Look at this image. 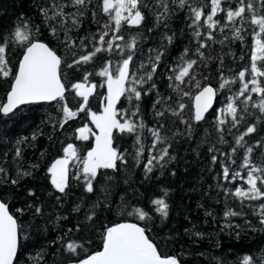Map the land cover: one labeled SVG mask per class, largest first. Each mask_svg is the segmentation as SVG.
Instances as JSON below:
<instances>
[{"label": "trees", "instance_id": "obj_1", "mask_svg": "<svg viewBox=\"0 0 264 264\" xmlns=\"http://www.w3.org/2000/svg\"><path fill=\"white\" fill-rule=\"evenodd\" d=\"M163 2L168 5V13L160 22H157L156 16L164 11L161 0H142L140 10L145 16L142 24L138 27L124 24L120 32L115 33L114 22L102 11V0H85L82 6H72L71 0H0V43L6 45L5 57L13 74L29 41L46 43L65 61L62 64V79L67 87L82 82L86 72L92 73L89 81L97 88L89 97L87 109L93 112L102 110L107 95L105 78L96 75L106 62L111 61L114 68L131 52L132 71L139 77L150 71V66L141 69V63L147 65L149 57L154 58L157 52L163 53L153 79L136 85L138 90L148 94H142L140 101L133 99L130 103L125 96L118 102V111H127V118L137 125L142 121L145 127H138L135 133L114 130L113 146L127 162L117 161L116 170H99L93 181L92 193L85 191L78 160L69 165V186L65 193L54 188L48 171L55 160L64 157L63 150L68 144L77 149L81 159L91 150V135L86 141L77 139V129L84 125L95 131L87 110L79 112L62 128L63 102L23 106L9 116L0 113V169H3L0 172V201L8 204L10 213L20 225L14 264L74 263L102 250L105 228L123 222L137 223L142 227L147 225L150 229L148 235L161 254L175 256L179 264H242L245 256L252 257L257 264H264V226L257 214L258 206L264 200L242 201L233 195L238 187L248 188L245 180L249 168L242 166L245 156L249 155L246 153L248 147L253 148L249 156L252 164L264 166V114L253 107V103L260 98L252 94L253 101L247 105V112L243 111L245 97L235 100L243 116L235 127L232 126L231 116L221 111L232 102L230 97L238 96L242 87L238 73L250 66L254 45L252 26L242 24L239 18L234 24H229L226 12L221 11L214 17L218 21L216 29H208L204 21L210 13L211 0H188L192 7L204 6L205 17L199 25L193 24L188 5L181 9L179 0ZM53 4L63 7L67 23L61 25L60 17L46 20L41 14L40 9L47 8L48 15H52ZM238 4L239 0H221L224 9H235ZM256 6L259 8V3ZM81 12L83 15H79ZM258 14H264V10ZM245 15L250 18L249 13ZM73 19L78 20L77 25L72 24ZM25 23L28 25V40L21 43L15 40L13 34L17 27ZM105 24L110 27L106 29ZM53 26L57 28L55 36L50 31ZM235 28H242L243 40L234 38ZM105 31L108 32L105 43L100 44L99 37ZM196 32H200L199 37ZM209 32L213 37L211 40L207 38ZM66 34L75 41L76 47L71 50L65 46ZM114 34L123 35L124 40L115 41L112 50L108 51L107 41ZM133 37L136 38V47L131 50L124 47ZM82 40L86 47H80ZM201 43L207 46L200 48ZM115 44H120L121 48H116ZM96 47L104 50L97 53L91 62L67 68L68 63L93 52ZM187 60L197 62L191 74L201 87L211 86L217 90L215 107L201 122L191 119L194 115L193 99L199 91L194 86L195 81L188 82L185 78L186 82L180 84V90L174 91L179 82L169 79ZM224 79L235 82L220 89ZM245 79H250V76L246 75ZM261 81L264 82V78ZM12 82V76H0V103L5 102ZM153 84L155 88H152ZM182 92H189L190 95L183 96ZM66 97L69 107L76 110L81 98L75 97L74 91L67 92ZM157 100L161 103L156 104ZM178 103L186 105L182 116L191 124L190 129L170 110L179 111ZM136 104H139V112L132 116ZM158 111H163L164 115L157 116ZM219 119H224L225 123L220 125ZM253 124L257 131L244 137V147L237 146L236 138ZM154 128H159L164 138L162 143H156L155 148L152 147L155 138L149 131ZM141 145L143 152L137 156ZM165 147H168L169 155L159 163L154 160L153 171L146 173L148 159L158 157ZM233 148L237 149L235 153ZM213 156L217 158L215 162ZM224 167L229 169L227 180L223 177ZM24 172L31 175H22ZM235 173H240V176L233 179ZM77 175L81 179H76ZM14 179L18 180L17 184L11 183ZM261 187L264 190V186ZM157 198H163L168 203L167 218L155 212L156 206L151 201ZM97 203L99 206L93 208ZM77 206L78 211L74 210ZM133 207L148 212L151 219L140 221L134 215H128ZM36 208L41 211L37 213ZM93 211L94 219L87 220L86 216ZM229 211L238 215L226 216ZM69 242L82 244L83 248H78L75 254L70 253L65 248Z\"/></svg>", "mask_w": 264, "mask_h": 264}, {"label": "snow or ice", "instance_id": "obj_2", "mask_svg": "<svg viewBox=\"0 0 264 264\" xmlns=\"http://www.w3.org/2000/svg\"><path fill=\"white\" fill-rule=\"evenodd\" d=\"M72 6H82L85 4V0H71ZM142 0H102V11L108 15L109 19L114 22V32L119 33L122 26L127 24L128 26H140L145 19L144 14L140 10ZM164 11L156 16L157 22H160L162 18H166L168 13L167 3L161 0ZM259 3V8L256 4ZM185 5H188L190 12L193 16V24L199 25V22L205 17L204 6L192 7L188 4V0H179V7L183 9ZM264 10V0H239V4L235 9L221 7V0H211L210 13L206 15L205 24L208 29L215 30L218 21L214 19L218 12H226V19L229 24H234L237 18L242 24L247 23L252 26V34L254 37V45L250 53V66L241 70L238 73V78L242 83V87L239 90L237 97H230L232 102L226 105V108L222 109V113H226L232 118V126L238 125L243 116L238 111V106L235 100L241 96H244L243 101L245 107L244 112L248 111L247 105L253 101L252 94L255 93L259 96V101L253 103V107L257 108L261 114H264V82L261 78H264V14H258ZM41 14L45 16L46 20H56L60 17L59 23L61 25L67 23L66 13L63 7L53 4L52 15H48L49 9L41 8ZM250 14V18L245 15ZM83 15V13H79ZM95 15V13L93 14ZM73 25L78 24L77 19L72 20ZM104 27L107 29L110 26L105 24ZM28 28L27 23L23 24L22 27H17L14 32V38L16 41L23 43L28 40V34L26 29ZM223 31V28L220 29ZM39 32V28L36 29ZM50 31L52 35L57 34V28L51 27ZM242 28L234 29V38L243 40ZM108 32L105 31L99 37V43H105V36ZM196 36H200V32H196ZM208 39H213L211 32L208 33ZM169 41L171 37L168 38ZM123 35H113L112 39L107 41V50L111 51L115 41H123ZM66 48L69 50L76 47L75 41L71 40L67 34L65 36ZM207 45L201 43L200 48H204ZM80 47H86L81 41ZM116 48H121L120 44H115ZM124 47L128 49H134L136 47V38L125 44ZM104 49L102 47H96L93 52L87 55H81L78 59H74L72 63L67 64V68L72 69L75 66L81 64H87L93 60L95 55ZM199 51V49L197 50ZM6 45L0 43V76L7 78L13 77V83L10 86V90L7 92L6 102L0 103V113L4 116L14 114L17 109L22 105H27L40 101H57L63 102L61 104V111L63 114L60 127L62 128L68 120L75 118L79 112L87 110L92 124L95 125L96 129L99 130V134L93 132V130L84 125L77 129L79 140H88L91 136L95 137V146L91 148L82 159L77 154V149L72 145L68 144L64 148V157L55 160L51 167L48 169L51 174V184L54 188L60 192L65 193L68 188V177H69V162L72 159H76L80 162L81 172L84 181L85 191L92 193L94 191L93 181L96 179L99 170L101 169H117V161L126 163L125 157L113 146L114 141V130H118L120 133H135L137 128L143 129L145 125L141 121L137 125L133 120L127 118V111L121 112L117 109V104L121 100V97L127 98L131 103L140 101L143 95H147L146 91L142 89L138 90L137 84L143 85L147 81L153 79V74L156 73L159 66V61L163 53L157 52L155 57H149L147 65L141 63L140 68H146L150 66V71L146 72L145 75L137 77L136 72L132 71L133 54L130 52L126 58H123L113 68L112 62H106L105 66L99 70L96 75L105 78V84L107 86V95L104 97L103 110L99 113L93 112L87 109L89 103V97L95 92L97 85L90 83L89 77L92 73L86 72L83 76L82 82L72 83L70 88L65 85L62 79V64L65 61L57 54V52L48 46V44L40 41H29L24 47L22 59L19 61L18 70L13 74L12 69L8 67V62L5 57ZM75 56V52L71 53ZM203 56V53H200ZM195 60L183 61L176 70V74L169 79L178 81L179 84L174 86V91L180 90V84L186 82L185 78H188V82L195 81V87L199 89L197 94L194 96V115L191 117L195 122H199L204 119V114L212 107L213 100L217 95V90L211 86L201 87L199 81L196 80L195 76L191 74V70L196 65ZM250 76V79L245 77ZM230 81L224 79L220 84V89H224L230 83ZM251 85V87H249ZM170 87H173L170 85ZM155 88V84L152 85ZM74 91L75 97L81 98L78 101L79 107L76 110H72L67 101L66 93ZM245 93H248L245 96ZM183 96L190 95L189 92H182ZM161 103L160 100L156 101V104ZM155 107V105H154ZM179 111L170 109L174 116L180 117L181 122L188 124L189 129L191 124L187 120L183 119L182 113L186 105L178 103ZM139 112V104L135 105V110L131 112L132 116H135ZM156 115L162 117L163 111L156 112ZM118 116L120 117L118 119ZM123 121V122H122ZM224 119H219V124L223 125ZM163 127V124L160 125ZM152 136L155 138L152 147H156L157 142H163L164 138L160 135L159 128L149 129ZM257 131L256 125H249L246 131L236 138V145L244 147V137L248 136ZM35 139V136L33 137ZM140 142L139 135L137 136V143ZM168 147H171L169 145ZM168 147L161 149V154L157 156H151L145 165V172L151 173L153 171V161H163L166 156L169 155ZM212 149H210L211 151ZM236 148L232 149V152H236ZM143 152V146L138 150L137 156ZM253 152L252 147L246 149V155L244 158L243 167L249 168L245 183L248 185L247 189L238 187L235 189L233 195L243 200H264V190L261 186H264V175H256V173L264 174V166H256L252 164L249 158ZM19 155V150H17ZM174 159V157H170ZM213 161H216V157L213 156ZM162 166V165H161ZM35 167V166H34ZM3 172V169H0ZM174 174V173H173ZM22 175H31L29 172H24ZM240 173H235L233 179L239 177ZM223 177L225 180L229 178L228 167L223 168ZM76 179H81L80 175L76 176ZM110 179V178H109ZM259 182V185H258ZM12 184H17L18 180H12ZM32 195V193H29ZM167 195V192H165ZM59 199V197L57 198ZM155 205V212L160 214L161 217L167 218L169 205L163 198H157L151 201ZM99 203L93 205V208L98 207ZM258 215L260 217V224L264 225V203L259 204ZM76 211L79 210L77 206ZM18 211H23L18 209ZM40 208H36V212L39 213ZM128 215H134L138 220L145 221L150 220L151 216L148 212L144 211L139 207H133ZM228 215H238L236 212H227ZM95 217V212H91L86 216V219L92 221ZM19 231L20 225H18L17 219L10 213L9 206L3 201H0V264H14V260L17 256V250L19 245ZM150 229L145 226H140L137 223L123 222L116 223L110 227H106L102 233V250L95 251L86 255L82 259H78L74 264H179L178 259L175 256H163L158 249L157 244L150 238L148 232ZM239 234L237 233V238ZM66 251L75 254L78 248H83L82 244L75 242H69L65 245ZM242 264H257L250 256H245L242 260Z\"/></svg>", "mask_w": 264, "mask_h": 264}, {"label": "water", "instance_id": "obj_3", "mask_svg": "<svg viewBox=\"0 0 264 264\" xmlns=\"http://www.w3.org/2000/svg\"><path fill=\"white\" fill-rule=\"evenodd\" d=\"M130 27H136V26H130ZM21 59H22V57H21ZM20 59V60H21ZM17 70H18V68H17ZM13 83V82H12ZM7 96V95H6ZM216 100H217V95L215 96V98H214V100H213V103H212V107L211 108H209V110L204 114V119H205V117L213 110V108L215 107V104H216ZM5 102H6V98H5ZM54 102H56V101H40V102H35V103H31V104H27V105H32V104H52V103H54ZM27 105H22V106H20V108L21 107H23V106H27ZM193 112H194V99H193ZM2 114V113H1ZM3 115V114H2ZM9 115H11V114H9ZM8 115V116H9ZM4 116V115H3ZM203 119V120H204ZM203 120H201V121H203ZM201 121H199V122H201ZM264 226V225H263ZM18 251V250H17ZM15 261V260H14ZM70 264H74V263H70Z\"/></svg>", "mask_w": 264, "mask_h": 264}, {"label": "rangeland", "instance_id": "obj_4", "mask_svg": "<svg viewBox=\"0 0 264 264\" xmlns=\"http://www.w3.org/2000/svg\"><path fill=\"white\" fill-rule=\"evenodd\" d=\"M103 106H104V105H103ZM102 110H103V107H102ZM102 110H101V111H102ZM101 111H100V112H101ZM92 125H93V127H94V129H95V131H93V132L99 134V130L96 129V127H95L94 124H92ZM92 138H93V140H92V148H93V147L95 146V137L92 136ZM86 154H87V152L85 153L84 157L86 156ZM76 161H77L76 159H72V160H70L69 165L72 164V163H74V162H76Z\"/></svg>", "mask_w": 264, "mask_h": 264}]
</instances>
